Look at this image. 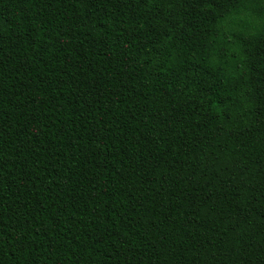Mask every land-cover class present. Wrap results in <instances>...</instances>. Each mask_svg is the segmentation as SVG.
<instances>
[{
  "label": "trees",
  "instance_id": "1",
  "mask_svg": "<svg viewBox=\"0 0 264 264\" xmlns=\"http://www.w3.org/2000/svg\"><path fill=\"white\" fill-rule=\"evenodd\" d=\"M0 264H264V0H0Z\"/></svg>",
  "mask_w": 264,
  "mask_h": 264
}]
</instances>
